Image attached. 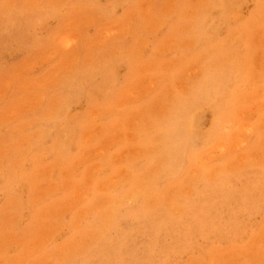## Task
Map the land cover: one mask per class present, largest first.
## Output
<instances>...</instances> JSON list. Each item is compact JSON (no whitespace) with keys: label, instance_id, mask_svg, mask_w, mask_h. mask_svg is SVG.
<instances>
[{"label":"rangeland","instance_id":"obj_1","mask_svg":"<svg viewBox=\"0 0 264 264\" xmlns=\"http://www.w3.org/2000/svg\"><path fill=\"white\" fill-rule=\"evenodd\" d=\"M0 264H264V0H0Z\"/></svg>","mask_w":264,"mask_h":264}]
</instances>
